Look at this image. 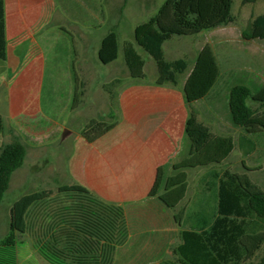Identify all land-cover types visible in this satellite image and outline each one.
Listing matches in <instances>:
<instances>
[{
    "label": "trees",
    "instance_id": "trees-1",
    "mask_svg": "<svg viewBox=\"0 0 264 264\" xmlns=\"http://www.w3.org/2000/svg\"><path fill=\"white\" fill-rule=\"evenodd\" d=\"M233 3L234 0H165L155 14L135 27L136 43L156 62L157 84L177 85L189 70L186 58H166L164 43L174 35H195L233 22ZM243 36L264 40V13L253 19ZM121 50L131 77L146 78V60L133 42L125 41L121 47L115 30L102 38L99 58L108 64L119 57ZM0 59H7L5 0H0ZM221 76L222 66L216 51L212 45H204L183 87L189 106L185 123L187 153L173 164L177 171L174 174L168 173L169 163L158 167L150 191L168 207L176 208L189 188L186 168L211 166L199 180L200 197L195 209L175 215L182 225L180 243L174 248L181 264H244L264 245V188L247 173L219 167L236 147L244 156L256 152L257 140L264 133V83L255 89L245 83L229 88V115L242 129L236 139L214 133L199 119L194 104L210 95ZM76 79L73 108L83 95L82 81L78 75ZM123 82V78L116 77L103 84L114 110H119L118 89ZM248 99L259 107L253 108ZM110 117L116 118L115 113ZM116 124L117 120L91 118L84 125L82 135L93 142ZM3 129L0 115V131ZM26 156L25 143L15 135L0 145V204L14 172L24 164ZM10 228L3 241L6 246H14L17 232L38 230L39 243L50 253L53 264H112L115 245L127 237L123 207L102 200L77 183L62 184L56 193L40 189L23 194L11 207ZM255 264H264V256Z\"/></svg>",
    "mask_w": 264,
    "mask_h": 264
},
{
    "label": "crops",
    "instance_id": "crops-1",
    "mask_svg": "<svg viewBox=\"0 0 264 264\" xmlns=\"http://www.w3.org/2000/svg\"><path fill=\"white\" fill-rule=\"evenodd\" d=\"M44 2L45 0H5L7 59L0 62V88H5L4 98L0 101L3 103L0 115L4 129L0 132L6 133L4 137L9 138L6 140L10 141L15 135L25 145L30 143L28 137L34 145H38L51 133H60L72 118L85 113L82 97L78 106L73 108L78 74L73 63L71 42L59 28L45 29L40 9L44 7ZM54 40H63L71 50L68 55L56 56L53 62H49L43 49L39 48H42L43 43H48L49 46ZM193 65L189 64L187 76ZM157 78L158 75L154 85L146 84L147 78H132L135 84L127 88L122 83L118 89L117 124L95 141L90 142L82 135L84 125L79 131L69 128L70 131L63 136V141L71 135L74 137L65 161L68 162L70 182L63 184H81L102 200L121 205L124 209L127 237L122 243H117L116 249L121 245L125 247L134 243L138 256H143L144 252L152 255L151 249L155 251L162 246L172 225L176 223L180 227L178 244L180 243L182 225L173 211L182 205L189 191L188 188L185 199L176 208L168 207L158 196L150 194L160 165L169 163L168 173H175L170 160L185 134L189 114L184 93L180 97L170 86L173 84L159 85ZM219 82L228 91L232 86L224 77L223 71ZM46 87H49L47 91ZM104 92L106 99L100 108H106V113H102V117L92 116L87 121L91 118H107L112 106L108 93ZM220 95L215 92L211 97L214 103L219 100L215 105L208 103L207 98L198 100L203 101L202 106L197 107L199 119L216 134L234 136L231 130L236 125L229 114L227 117L233 126L230 122L221 124L219 128L222 132L212 127V123L219 124L216 112H220L222 107L227 111L228 92L222 99ZM2 142L4 141L0 139V145ZM197 167H208V170L211 166ZM186 170L190 175L189 170ZM150 232H157L154 235L156 237L149 236Z\"/></svg>",
    "mask_w": 264,
    "mask_h": 264
},
{
    "label": "rangeland",
    "instance_id": "rangeland-1",
    "mask_svg": "<svg viewBox=\"0 0 264 264\" xmlns=\"http://www.w3.org/2000/svg\"><path fill=\"white\" fill-rule=\"evenodd\" d=\"M165 0H45L42 10V19L45 29L48 27L59 28L70 40L71 48L74 51L75 69L79 75L83 86L82 107L85 113L80 117L72 118L67 127L60 133H51L48 138L34 145L31 138L27 143V156L24 164L18 168L11 179L10 186L4 195V200L0 204V264H53L51 255L44 246L39 243L38 230L27 233H16L14 246H6L3 241L10 234L11 207L15 200L25 193L40 189H50L57 192L58 187L66 182H70L68 173V162L66 154L72 144L73 135L63 141V136L75 129L79 131L87 120L95 115L100 117L105 114V109L100 106L106 99V94L102 88L103 82L109 81L114 77L124 79V87L127 88L135 81L132 79L130 71L125 63L122 50L119 58L109 64L103 63L99 58V48L102 38L111 30L118 33L119 42L122 47L125 41L135 44L137 50L146 60L145 70L147 73L146 84L154 85L158 69L155 60L135 41V27L148 20L157 12L160 5ZM232 12L234 21L214 29H204L197 35H174L167 40L164 48L167 59L184 57L193 65L199 51L206 44L213 46L222 66L224 77L230 85L245 83L252 88L264 83V40L248 39L243 36V32L251 27L253 19L264 13V0L247 2L246 0H234ZM43 52L49 62L57 56H66L70 48L63 41H51V44H41ZM37 49V47H35ZM0 62L3 60L0 59ZM187 76L184 74L179 85H170L180 97H183V83ZM4 87L0 88V101L4 98ZM46 91L49 87L45 88ZM220 93L221 99L228 92L226 87L218 82L207 97L208 103L216 104L211 101L214 94ZM211 101V102H210ZM215 101V100H214ZM222 101V100H221ZM206 102L205 105L208 104ZM220 103V102H219ZM248 103L253 108H258L259 104L248 99ZM3 103H0V106ZM203 101L195 103L196 107H201ZM222 106V103H220ZM263 110V108L261 107ZM226 110V109H225ZM220 108L219 124L212 123V127L218 132L221 124L232 123L227 117V111ZM115 113L116 118H111L110 114ZM104 116V115H103ZM119 112L112 107L107 116V120H118ZM206 119L205 116L201 117ZM207 121V119H206ZM227 122V123H226ZM70 128V129H69ZM242 129L236 127L231 133L237 137ZM0 132L1 141H9ZM68 136V135H66ZM255 138V137H254ZM188 139L184 134L179 146L174 152L170 164L178 162L186 155L188 150ZM3 143V142H2ZM264 133L257 140V150L251 156H244L242 151L236 147L225 163L219 167H229L235 172L249 174L253 181L264 188ZM208 167L186 168L189 170L190 187L186 199L182 205L174 209V215L181 210L193 211L196 207L200 195L199 177ZM173 172H176L173 169ZM199 190V191H198ZM147 224V222H144ZM179 226L172 225V230L162 242L161 247L154 250L151 254L145 253L138 256L136 248L131 243L125 247L117 248L115 245L114 260L112 264H181L174 253V248L179 242ZM157 232H150L149 236H154ZM156 237V236H154ZM159 238V237H158ZM159 240V244H160ZM143 251V249H142ZM50 256V257H49ZM264 256V245L256 255L244 262V264H255Z\"/></svg>",
    "mask_w": 264,
    "mask_h": 264
}]
</instances>
